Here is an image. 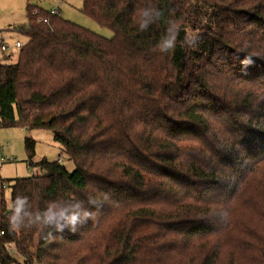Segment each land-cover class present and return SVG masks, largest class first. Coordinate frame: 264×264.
Wrapping results in <instances>:
<instances>
[{
  "label": "trees",
  "instance_id": "1",
  "mask_svg": "<svg viewBox=\"0 0 264 264\" xmlns=\"http://www.w3.org/2000/svg\"><path fill=\"white\" fill-rule=\"evenodd\" d=\"M82 1L112 40L27 0L0 60V129L49 130L75 165L26 138L39 171L0 176V264H264V0Z\"/></svg>",
  "mask_w": 264,
  "mask_h": 264
},
{
  "label": "rangeland",
  "instance_id": "2",
  "mask_svg": "<svg viewBox=\"0 0 264 264\" xmlns=\"http://www.w3.org/2000/svg\"><path fill=\"white\" fill-rule=\"evenodd\" d=\"M33 3L45 10H57L60 16L74 23L91 33H94L104 39L112 40L115 36L114 32L94 20L88 18L82 12V0H66L64 2L58 0H33ZM28 12L27 0H0V46L5 42L8 46L14 47L17 41L23 45L28 39L24 33L15 28L27 27ZM9 30V31H5ZM7 40V41H3ZM19 50L13 48L12 51L4 52L0 49V60L7 63H16L18 61ZM26 138H32L36 142L35 162L46 158L50 162H57L61 156L63 164L69 172L75 171V165L70 161L61 146L55 141L54 134L49 130L32 129L24 130L18 127L1 128L0 129V158H5L7 162L0 166V176L3 179H15L29 177L39 171L37 166L28 167L26 163L27 154L25 149ZM248 195H257L255 185H250L247 190ZM5 199L8 208L11 205L10 190H6ZM236 210L238 221L247 217L246 206L240 200ZM14 257L22 262L21 256L17 253Z\"/></svg>",
  "mask_w": 264,
  "mask_h": 264
},
{
  "label": "clouds",
  "instance_id": "3",
  "mask_svg": "<svg viewBox=\"0 0 264 264\" xmlns=\"http://www.w3.org/2000/svg\"><path fill=\"white\" fill-rule=\"evenodd\" d=\"M147 15V14H145ZM140 27L146 28L147 27V21L141 23ZM165 47L166 49H171L174 47L173 43L171 41H166L165 42ZM24 204L25 201L22 199H17L15 202V206L12 209V216L10 218V224L11 227L14 229H18L20 227V222L22 220V214L24 212ZM92 204L95 205V201H92ZM223 218H227V213L224 212L221 214ZM79 220L78 216L73 215L70 218H66L63 213H53V212H47L45 213L43 217V223L47 226H55L58 231L63 230V225L64 224H69V225H75ZM72 232L76 231L75 227H72L70 229Z\"/></svg>",
  "mask_w": 264,
  "mask_h": 264
},
{
  "label": "built area",
  "instance_id": "4",
  "mask_svg": "<svg viewBox=\"0 0 264 264\" xmlns=\"http://www.w3.org/2000/svg\"><path fill=\"white\" fill-rule=\"evenodd\" d=\"M52 11V13H55V12H57V10H51ZM40 11L38 10L36 13H39ZM40 20H42V19H40ZM21 46H23L21 43H17V48H20ZM1 50L3 51V52H7V51H10L11 50V48H10V46H8L7 44H4L3 46H1ZM0 145H1V142H0ZM62 161V158H59V160H58V162H61ZM5 162H7V160L3 157V158H0V166L3 164L4 165V163Z\"/></svg>",
  "mask_w": 264,
  "mask_h": 264
},
{
  "label": "crops",
  "instance_id": "5",
  "mask_svg": "<svg viewBox=\"0 0 264 264\" xmlns=\"http://www.w3.org/2000/svg\"><path fill=\"white\" fill-rule=\"evenodd\" d=\"M5 31H9V30H5ZM0 34H2V33H0ZM3 41H7V40H3ZM17 43H21L20 41H17L16 43H15V45H14V47H10L11 48V51H12V49L13 48H16L17 50H19V48H17L16 46H17ZM4 44H6L5 42H3L2 44H1V46H3ZM22 44V43H21ZM4 53V52H3ZM58 160H59V158H58ZM57 160V161H58ZM10 207H11V205H10Z\"/></svg>",
  "mask_w": 264,
  "mask_h": 264
}]
</instances>
